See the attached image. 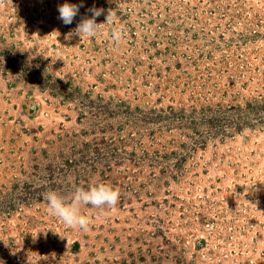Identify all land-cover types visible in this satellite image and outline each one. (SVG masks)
Returning a JSON list of instances; mask_svg holds the SVG:
<instances>
[{"label": "rangeland", "instance_id": "rangeland-1", "mask_svg": "<svg viewBox=\"0 0 264 264\" xmlns=\"http://www.w3.org/2000/svg\"><path fill=\"white\" fill-rule=\"evenodd\" d=\"M0 264H264V0H0Z\"/></svg>", "mask_w": 264, "mask_h": 264}, {"label": "clouds", "instance_id": "clouds-1", "mask_svg": "<svg viewBox=\"0 0 264 264\" xmlns=\"http://www.w3.org/2000/svg\"><path fill=\"white\" fill-rule=\"evenodd\" d=\"M83 3L70 4L64 3L57 6L59 12L58 19L64 25H71L75 17L79 14ZM92 13L91 18L82 17L77 24L75 34L82 37L94 38L97 35L99 26L96 23V17L102 14L101 9L95 7L89 9ZM114 13L110 11L106 17V23H112ZM115 44H119L123 38L124 32L121 28H113L110 33ZM120 190L105 183L90 185L87 189L77 187L70 196H62L54 190H48L43 193V198L47 202V211L49 215L58 218L67 227L87 231L91 222V218L81 212V205L91 206V208L99 209L101 213L105 209L111 210L116 207L120 199ZM211 228V225H209Z\"/></svg>", "mask_w": 264, "mask_h": 264}]
</instances>
